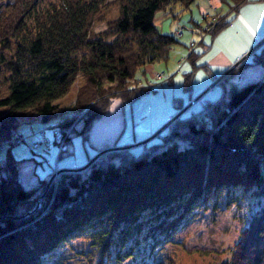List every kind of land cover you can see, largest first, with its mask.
Here are the masks:
<instances>
[{
  "label": "trees",
  "instance_id": "trees-1",
  "mask_svg": "<svg viewBox=\"0 0 264 264\" xmlns=\"http://www.w3.org/2000/svg\"><path fill=\"white\" fill-rule=\"evenodd\" d=\"M194 1L6 2L0 8V83L7 87L0 96V143L24 116L37 113L45 122L58 114L57 100L79 75L84 83L74 106L84 109L78 131L87 136L114 98L132 101L145 89L130 87L136 69L165 59L178 41L172 32L158 29L156 12L173 16L176 5L184 10ZM246 1L236 0L234 7ZM112 4L116 13L107 18L104 8ZM100 21L105 29L93 32L92 25ZM229 23L220 19L211 30ZM199 56L194 50L188 54L185 89L192 90L198 69H209ZM253 56L264 67V42ZM248 64L245 58L219 82ZM105 81L110 84L104 86ZM183 114L136 153L127 146L132 142L119 149L112 143L97 147L94 154L101 152L85 167L61 168L39 207L36 199L46 180L31 189L23 186L18 158L8 150L0 165V264H43L58 245L83 231L102 253L129 237L137 240L140 232L151 240L168 238L211 193L235 188L251 191L259 205L220 264H264V75L234 84Z\"/></svg>",
  "mask_w": 264,
  "mask_h": 264
},
{
  "label": "rangeland",
  "instance_id": "rangeland-1",
  "mask_svg": "<svg viewBox=\"0 0 264 264\" xmlns=\"http://www.w3.org/2000/svg\"><path fill=\"white\" fill-rule=\"evenodd\" d=\"M9 1L0 0V8ZM51 1L36 0V4L44 6ZM236 3V0H195L188 9L181 10L176 5L173 16L156 12L158 29L172 32L178 41L172 43L165 59L146 61L136 69L130 87L135 88L138 84L144 90L132 101L114 98L109 109L94 120L89 134L84 136L78 131L84 111L74 106L84 79L77 76L69 90L57 100L58 114L45 122L37 113L19 119L13 135L0 143V165L6 161L9 150L18 158L17 176L23 186L31 189L46 180L40 192L44 195L50 182L55 184L61 168L88 165V159L97 147L112 143L115 146L134 144L156 132L264 37V0H248L237 8L234 7ZM104 10L107 18L116 13L113 4ZM220 19L230 20V23L211 30ZM104 29V21L92 25L93 32ZM192 50L200 53L198 61L205 62L209 69H198L193 88L188 90L184 88L183 72L190 68L188 54ZM246 59L250 64L219 82L224 75L183 115L199 109L203 99L219 98L234 84L241 85L262 77L264 67L254 63L253 53ZM213 76L217 77L213 80ZM108 84L104 82V86ZM6 94L7 87L0 83V96ZM176 97L181 99L176 100ZM179 102L182 107H176ZM153 137L150 138L152 141L157 140ZM132 143L127 146L133 147V152L141 149V143ZM41 201L42 196L36 199L35 206L39 207ZM258 201L251 191L222 189L211 193L206 201L190 211L168 238L155 235L151 240L140 232L137 240L129 237L122 244L116 242L111 252L102 253V248L91 243L90 234L83 231L58 245L43 258V264H220L239 239L241 229L258 207ZM124 252L131 254L122 256Z\"/></svg>",
  "mask_w": 264,
  "mask_h": 264
},
{
  "label": "water",
  "instance_id": "water-1",
  "mask_svg": "<svg viewBox=\"0 0 264 264\" xmlns=\"http://www.w3.org/2000/svg\"><path fill=\"white\" fill-rule=\"evenodd\" d=\"M264 42V37L249 51L247 52L244 56H242L240 59H238L232 66H230L229 68H227L223 74L219 75L214 81H212L204 90V92L202 94H200L199 96L193 98L187 105H185L184 107L181 108V110L176 113L175 115H173L171 118H169V120H167V122L161 127L159 128L156 132L148 135L147 138L140 140L139 142H135L134 144H139L142 143L148 139H150L151 137L155 136L156 133H158L159 131H161L172 119H174L176 116H179L181 113H183L188 107H190V105H192L197 99H199L204 93H206L212 86H214L224 75H226L229 71H231V69H233L236 65H238L240 62H242L249 54L253 53L259 45H261ZM133 143L131 145H134ZM126 147L125 145H117L115 146V148L119 149V148H123ZM101 152V151H100ZM99 152V153H100ZM98 153V154H99ZM98 154L94 155L92 159H94ZM87 165V164H86ZM86 165H84L83 167H85ZM42 196V194H41ZM40 196V197H41ZM17 217V216H16Z\"/></svg>",
  "mask_w": 264,
  "mask_h": 264
},
{
  "label": "built area",
  "instance_id": "built-area-1",
  "mask_svg": "<svg viewBox=\"0 0 264 264\" xmlns=\"http://www.w3.org/2000/svg\"><path fill=\"white\" fill-rule=\"evenodd\" d=\"M82 111H84V110H82ZM67 131V130H66ZM65 134H66V132H65Z\"/></svg>",
  "mask_w": 264,
  "mask_h": 264
},
{
  "label": "snow or ice",
  "instance_id": "snow-or-ice-1",
  "mask_svg": "<svg viewBox=\"0 0 264 264\" xmlns=\"http://www.w3.org/2000/svg\"><path fill=\"white\" fill-rule=\"evenodd\" d=\"M262 10H264V8H262Z\"/></svg>",
  "mask_w": 264,
  "mask_h": 264
}]
</instances>
